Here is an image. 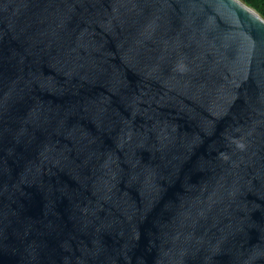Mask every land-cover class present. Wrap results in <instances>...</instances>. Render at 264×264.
Segmentation results:
<instances>
[{
	"label": "water",
	"instance_id": "95a60500",
	"mask_svg": "<svg viewBox=\"0 0 264 264\" xmlns=\"http://www.w3.org/2000/svg\"><path fill=\"white\" fill-rule=\"evenodd\" d=\"M0 264H264V20L0 0Z\"/></svg>",
	"mask_w": 264,
	"mask_h": 264
},
{
	"label": "trees",
	"instance_id": "16d2710c",
	"mask_svg": "<svg viewBox=\"0 0 264 264\" xmlns=\"http://www.w3.org/2000/svg\"><path fill=\"white\" fill-rule=\"evenodd\" d=\"M241 3L251 8L264 20V0H239Z\"/></svg>",
	"mask_w": 264,
	"mask_h": 264
}]
</instances>
